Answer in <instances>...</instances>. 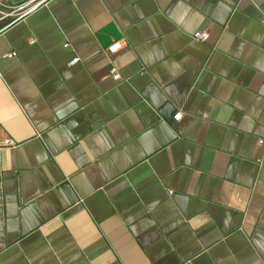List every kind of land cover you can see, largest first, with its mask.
I'll list each match as a JSON object with an SVG mask.
<instances>
[{"label":"crops","instance_id":"0c3cea01","mask_svg":"<svg viewBox=\"0 0 264 264\" xmlns=\"http://www.w3.org/2000/svg\"><path fill=\"white\" fill-rule=\"evenodd\" d=\"M0 72V264H264V0H51Z\"/></svg>","mask_w":264,"mask_h":264},{"label":"built area","instance_id":"2783aa9c","mask_svg":"<svg viewBox=\"0 0 264 264\" xmlns=\"http://www.w3.org/2000/svg\"><path fill=\"white\" fill-rule=\"evenodd\" d=\"M10 1L11 0H0V15H5L6 17L7 16L8 17H24V16L32 13L33 11L37 10L41 6L46 5L51 0H30L26 3L18 5V6L8 5V3ZM2 8L9 10V12H6V13L3 12ZM192 37L196 41L207 42L209 39V33L207 31L197 32V33H194ZM35 42L36 41H32V43H35ZM124 44H126L125 39H123V40L115 43L111 47H109L108 52L110 54H115L123 48ZM66 47H68V45H66ZM10 56H16V54H12ZM78 62H79V59H75L72 62V64H76ZM112 74H113V79L115 81H120L121 77L117 73L116 70H113ZM2 79H3V75L0 72V80H2ZM182 117H183V113L181 111H178V113L175 115L174 119L176 121H180L182 119ZM14 147H16V143L11 139L0 140V149L14 148Z\"/></svg>","mask_w":264,"mask_h":264}]
</instances>
